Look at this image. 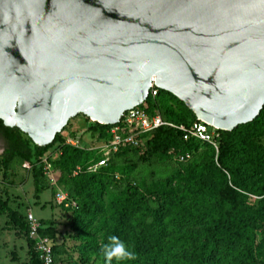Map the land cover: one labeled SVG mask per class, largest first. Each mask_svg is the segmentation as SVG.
Here are the masks:
<instances>
[{
    "label": "water",
    "instance_id": "obj_1",
    "mask_svg": "<svg viewBox=\"0 0 264 264\" xmlns=\"http://www.w3.org/2000/svg\"><path fill=\"white\" fill-rule=\"evenodd\" d=\"M154 87L230 132L264 105V0H0V121L37 147Z\"/></svg>",
    "mask_w": 264,
    "mask_h": 264
},
{
    "label": "trees",
    "instance_id": "obj_2",
    "mask_svg": "<svg viewBox=\"0 0 264 264\" xmlns=\"http://www.w3.org/2000/svg\"><path fill=\"white\" fill-rule=\"evenodd\" d=\"M143 105L146 113L151 115L155 111L163 122L174 126L188 128L196 122L181 102L159 90L155 97L147 96ZM107 129L91 123L87 131L106 139ZM215 134L216 151L194 139L183 141L177 130L160 127L146 136L142 149H120L104 167L87 173L84 169L99 160L94 151L66 145L59 135L49 145L37 147L16 128L4 127L0 121V139L4 144L0 168L7 170L13 162L28 163L36 191L40 189L38 180H45L43 159L53 170H59L57 185L76 205L75 210H61L72 216L70 225L81 251H94L101 256L108 238L117 236L136 256L126 264H264V238L255 243L257 221L264 216V145L258 143L264 137V105L250 123ZM54 147L57 158L52 163L47 153ZM204 152H208L203 159L206 161L197 164L194 158ZM179 155H188L189 159L179 163L182 173L175 172L158 199H132L127 189L124 196L109 204L110 214L106 217L102 203L105 177L118 173L128 178L150 161ZM74 167L81 170L71 176ZM251 197L259 199L254 211L249 207ZM2 215L25 240L27 264H41L28 239L24 216L0 202ZM135 215L136 221L130 222ZM97 219L98 232L102 234L100 245L86 233ZM38 223V234L50 240L51 224ZM52 257L55 264L53 246ZM101 264H106L104 257Z\"/></svg>",
    "mask_w": 264,
    "mask_h": 264
},
{
    "label": "rangeland",
    "instance_id": "obj_3",
    "mask_svg": "<svg viewBox=\"0 0 264 264\" xmlns=\"http://www.w3.org/2000/svg\"><path fill=\"white\" fill-rule=\"evenodd\" d=\"M89 126H91V122L88 119L77 115L67 122L63 131L58 135L60 138L68 137L75 140L81 148L89 149L95 145L93 136L87 131ZM208 131L211 132L210 129ZM258 143L264 145V137L260 138ZM3 149L4 144L0 139V156ZM207 155L208 152H204L196 156L195 162L201 163ZM47 156L50 157L52 163L56 160L55 147L48 151ZM173 158L150 161L149 164L138 167L128 178L118 173L105 177L102 180L104 186L102 203L106 217L110 214L109 204L120 196H124L127 189H130L132 199L140 197H145L150 201L158 199L161 190H165L167 181L171 177H175V172L182 173L181 164ZM205 161L203 160V162ZM88 167L84 171L93 173L87 170ZM76 168L79 169L78 172ZM80 170V167H74L70 171V175L75 176L79 174ZM53 171L55 177L60 173L59 170ZM37 185L40 187L38 191L35 189L30 170L22 169V164L13 162L7 170L0 168V202L21 217L29 213L36 221H45L51 224L53 233L49 238L55 253V264H101L102 255L96 256L94 251L80 250V241L76 239V234L70 225L72 216L69 212L55 206L53 193L48 188L46 180H38ZM257 200L259 199L250 198L249 207L253 211L256 210L255 202ZM136 217L137 215L132 217L130 222H135ZM99 222L100 220L97 219L86 231L88 238L97 245H100L102 240V234L98 232ZM257 224L259 228H257L255 243L264 238V216L257 221ZM17 232L18 230L8 222L5 215L0 216V264H27L25 240L19 237ZM261 253L264 255V246Z\"/></svg>",
    "mask_w": 264,
    "mask_h": 264
},
{
    "label": "built area",
    "instance_id": "obj_4",
    "mask_svg": "<svg viewBox=\"0 0 264 264\" xmlns=\"http://www.w3.org/2000/svg\"><path fill=\"white\" fill-rule=\"evenodd\" d=\"M150 82L151 86L148 96L153 98L155 97L157 89L153 85V79H151ZM90 122L95 123L92 121ZM107 127L108 129L105 131L107 138L102 139L98 138L97 135L93 136V142L95 145L89 149H86L94 151L99 157V160L96 163L89 165L87 170L90 172H94L96 169L104 167L110 156L115 154L120 149H142L146 140V136L160 127L177 130L182 133L183 141L194 139L199 143L209 145L214 151H216V145L214 143V138L216 137L215 131H217L216 129L199 120H196V122H194L188 128L183 126H174L170 123L163 122L155 111L151 115L146 113L143 104L139 107H135L124 112L115 125ZM208 129H210L211 132H209ZM63 139L66 145L74 148L84 149L81 148L79 143L75 140H71L68 137ZM188 158V155H179L174 156L173 159L178 163H182ZM41 167L42 174L47 182V186L53 193V202L55 206L63 210H75V203L57 185L55 173L52 169V166L46 159L41 161ZM22 169L29 171L30 165L28 163H23ZM76 171L78 172L79 169L76 168ZM24 221L28 229V239L32 242L33 250L37 254L40 263L54 264L51 242L47 237H42L38 234V230L40 229L38 221L33 219L29 213L24 215Z\"/></svg>",
    "mask_w": 264,
    "mask_h": 264
},
{
    "label": "clouds",
    "instance_id": "obj_5",
    "mask_svg": "<svg viewBox=\"0 0 264 264\" xmlns=\"http://www.w3.org/2000/svg\"><path fill=\"white\" fill-rule=\"evenodd\" d=\"M106 264H126L127 261L135 260V253L127 243L117 236L108 238L101 249Z\"/></svg>",
    "mask_w": 264,
    "mask_h": 264
}]
</instances>
